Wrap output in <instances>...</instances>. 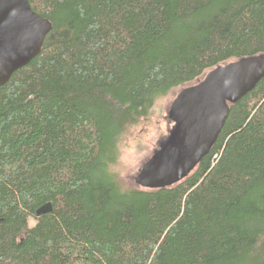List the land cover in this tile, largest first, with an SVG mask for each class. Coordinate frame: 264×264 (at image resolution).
<instances>
[{"label":"trees","instance_id":"1","mask_svg":"<svg viewBox=\"0 0 264 264\" xmlns=\"http://www.w3.org/2000/svg\"><path fill=\"white\" fill-rule=\"evenodd\" d=\"M28 1L52 28L0 86V264H264V77L180 182L112 169L158 98L264 54V0Z\"/></svg>","mask_w":264,"mask_h":264},{"label":"water","instance_id":"2","mask_svg":"<svg viewBox=\"0 0 264 264\" xmlns=\"http://www.w3.org/2000/svg\"><path fill=\"white\" fill-rule=\"evenodd\" d=\"M52 25L28 0H0V86L41 51ZM264 77V54L243 57L209 69L195 83L180 88L169 117L168 135L134 177L138 187H170L187 177L210 151L236 103ZM51 211L49 203L36 214Z\"/></svg>","mask_w":264,"mask_h":264},{"label":"rangeland","instance_id":"3","mask_svg":"<svg viewBox=\"0 0 264 264\" xmlns=\"http://www.w3.org/2000/svg\"><path fill=\"white\" fill-rule=\"evenodd\" d=\"M179 90L180 88L175 89L166 96L158 98L154 104V115L150 123L132 129L125 143L120 146L119 158L112 169L125 186L138 187L134 182L135 175L168 135L173 124L169 118V110Z\"/></svg>","mask_w":264,"mask_h":264}]
</instances>
